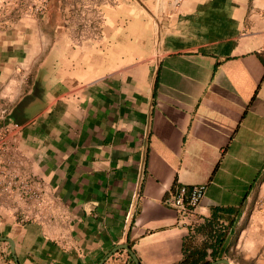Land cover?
Returning <instances> with one entry per match:
<instances>
[{
    "label": "crops",
    "instance_id": "crops-1",
    "mask_svg": "<svg viewBox=\"0 0 264 264\" xmlns=\"http://www.w3.org/2000/svg\"><path fill=\"white\" fill-rule=\"evenodd\" d=\"M44 1L0 25V125H23L55 210L23 221L1 198L0 264H98L124 243L177 264L223 223L218 259L264 264V1L101 0L85 32ZM192 184L194 213L164 203Z\"/></svg>",
    "mask_w": 264,
    "mask_h": 264
},
{
    "label": "built area",
    "instance_id": "built-area-1",
    "mask_svg": "<svg viewBox=\"0 0 264 264\" xmlns=\"http://www.w3.org/2000/svg\"><path fill=\"white\" fill-rule=\"evenodd\" d=\"M22 129L21 123L3 116L0 125V199L11 201L12 211L21 214L23 221L48 219L55 210V200L19 154ZM206 190V184L182 185L170 192L164 203L183 214H192ZM261 203L264 204V198Z\"/></svg>",
    "mask_w": 264,
    "mask_h": 264
},
{
    "label": "rangeland",
    "instance_id": "rangeland-1",
    "mask_svg": "<svg viewBox=\"0 0 264 264\" xmlns=\"http://www.w3.org/2000/svg\"><path fill=\"white\" fill-rule=\"evenodd\" d=\"M101 0H64L65 15L71 20L70 24H77V28L87 31L93 29L94 20L98 18V3ZM264 1V0H263ZM46 1L44 0H0V25L6 24L23 15H41L45 12ZM227 258V257H223ZM232 264H259L254 260H244L237 256Z\"/></svg>",
    "mask_w": 264,
    "mask_h": 264
},
{
    "label": "trees",
    "instance_id": "trees-1",
    "mask_svg": "<svg viewBox=\"0 0 264 264\" xmlns=\"http://www.w3.org/2000/svg\"><path fill=\"white\" fill-rule=\"evenodd\" d=\"M229 231V224H224L223 227L208 231L207 237L209 241L201 245L193 246L191 237H187L184 243V257L177 264H209L211 261L219 258V250ZM211 249V252L208 251ZM211 256V259L208 256Z\"/></svg>",
    "mask_w": 264,
    "mask_h": 264
},
{
    "label": "water",
    "instance_id": "water-1",
    "mask_svg": "<svg viewBox=\"0 0 264 264\" xmlns=\"http://www.w3.org/2000/svg\"><path fill=\"white\" fill-rule=\"evenodd\" d=\"M0 241H7L11 247V251L13 253V255L15 256V241L13 238L8 237V236H0ZM126 249L133 261L135 262V264H141L137 255L135 254V252L131 249V247L129 246V244L124 243V244H120L118 246H116L103 260H101L98 264H104L106 262V260L113 255V253L117 252L120 249ZM16 264H19L18 262ZM209 264H232L231 261L229 259L226 258H220L214 261H211Z\"/></svg>",
    "mask_w": 264,
    "mask_h": 264
}]
</instances>
